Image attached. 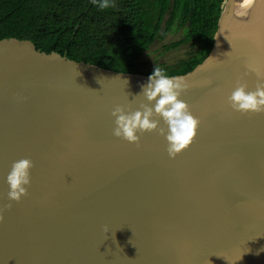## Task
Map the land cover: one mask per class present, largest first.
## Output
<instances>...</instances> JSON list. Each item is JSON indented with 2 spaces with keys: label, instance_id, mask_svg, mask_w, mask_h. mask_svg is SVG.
I'll use <instances>...</instances> for the list:
<instances>
[{
  "label": "water",
  "instance_id": "obj_1",
  "mask_svg": "<svg viewBox=\"0 0 264 264\" xmlns=\"http://www.w3.org/2000/svg\"><path fill=\"white\" fill-rule=\"evenodd\" d=\"M246 63L264 71V3L226 0L210 52L182 75L200 123L170 158L158 131L113 135L112 109L147 103L148 76L1 39L0 264H264V112L227 100L238 79L255 90ZM22 158L27 194L10 201Z\"/></svg>",
  "mask_w": 264,
  "mask_h": 264
},
{
  "label": "trees",
  "instance_id": "obj_2",
  "mask_svg": "<svg viewBox=\"0 0 264 264\" xmlns=\"http://www.w3.org/2000/svg\"><path fill=\"white\" fill-rule=\"evenodd\" d=\"M226 0H0V40L31 41L38 51L125 74L192 71L208 55ZM182 31L164 51L189 45L176 66L141 61L156 40Z\"/></svg>",
  "mask_w": 264,
  "mask_h": 264
},
{
  "label": "clouds",
  "instance_id": "obj_3",
  "mask_svg": "<svg viewBox=\"0 0 264 264\" xmlns=\"http://www.w3.org/2000/svg\"><path fill=\"white\" fill-rule=\"evenodd\" d=\"M259 2L264 3V0ZM108 6L109 0H102L99 4L101 9ZM227 53L229 52L223 54ZM245 67L257 75L255 90H247V83L238 79L227 100L233 110L241 113L264 112V71L256 69L251 63H246ZM189 86L184 76L170 75L164 69L154 67L147 82L141 85V91L136 94L143 95L147 103H140L135 110H131L130 105H117L112 109L111 115L115 118L113 135L138 145L140 137L137 133L158 131L167 142L168 156L174 158L190 145L200 123L199 119L192 115L186 101L180 98ZM161 120L166 127L159 126ZM32 166V161L28 158L12 163L6 176L9 187L8 200L19 202L21 197L27 194L26 186L30 183L29 169ZM9 207L11 204L0 208V221L3 220V210Z\"/></svg>",
  "mask_w": 264,
  "mask_h": 264
},
{
  "label": "rangeland",
  "instance_id": "obj_4",
  "mask_svg": "<svg viewBox=\"0 0 264 264\" xmlns=\"http://www.w3.org/2000/svg\"><path fill=\"white\" fill-rule=\"evenodd\" d=\"M183 37L182 31L170 33L162 40H156L148 51L143 53L141 61L149 63V67L157 65L176 66L182 59L187 57L189 45H181L178 48L164 51L163 46Z\"/></svg>",
  "mask_w": 264,
  "mask_h": 264
}]
</instances>
